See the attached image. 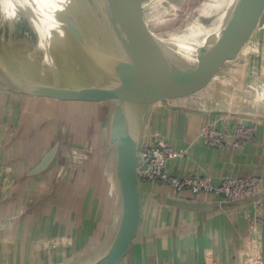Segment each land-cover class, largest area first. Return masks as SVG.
<instances>
[{
  "label": "crops",
  "instance_id": "0c3cea01",
  "mask_svg": "<svg viewBox=\"0 0 264 264\" xmlns=\"http://www.w3.org/2000/svg\"><path fill=\"white\" fill-rule=\"evenodd\" d=\"M227 74V81L234 85L235 78L232 71H227ZM254 77L247 75L242 77V80L244 83L252 80V83L264 86L262 75L257 77V81L253 80ZM211 85L215 84L211 83ZM240 85L243 86L238 84L237 87ZM215 86L208 97L203 90L194 96L171 101L169 107L155 104L146 108L143 143L149 142L153 135H159L170 147L181 153L179 157L169 160L166 164V172L175 177L206 176L214 182L224 178L259 177L263 184L258 196L259 211L255 210L251 196L243 203L219 207L218 204L223 202L217 198L195 196L189 192L177 193L165 185L139 180L141 222L131 248L120 264H264V102H258L256 109L235 107L234 103L228 101L229 91H223L227 96V101H224V94L218 89L219 85ZM231 88L236 89L235 86ZM249 88L232 92V98L237 95L250 97L249 93L257 94V89L264 94V89L260 87L256 92L248 91ZM0 98V115H2L0 127L3 129L1 134L4 140L0 146V171L6 173L7 179L5 182H0V229H2L0 253L3 254L0 256V264H11V260L5 258L9 253H13V258L20 262L21 254L30 250L36 252V248L31 246L33 240L30 238H34L37 230L41 228L38 215L44 212L51 213L49 204L61 196V191L53 196H46L51 187L52 177L56 175V166L47 173L29 175L58 135L65 133L68 126L65 122L69 120L67 116L65 118L59 116L65 121H58V116L53 118L50 112L58 105L72 109L73 105L77 104L28 97L31 106L22 108L21 113L18 114L19 100L24 97L0 92ZM72 116L69 114V117ZM98 117H100L97 125L99 132L86 134L84 140H95L96 143L100 139L102 134L100 127L104 125L105 117L103 115ZM71 120L69 123L73 127ZM235 122L241 124L245 122L255 126V133L243 151L236 152L232 149L231 138L227 139L225 146L220 149H211L204 145L199 135L203 128L212 124L220 128L226 123L232 127ZM52 124L54 130L50 134ZM63 125L64 130L58 134V126L63 127ZM69 146H75L74 142ZM90 161L85 162L86 165L83 164L81 168L73 166L69 170L70 176H66L61 182L60 188L67 190L65 221L64 225L56 223L61 225L57 227L61 232L66 229L65 236L73 235L71 233L75 232L77 245L79 241H81L79 245L84 242V235L88 233L91 241H88L87 252L94 255L103 251L110 243L118 213V202L114 204V208L112 203L108 213L101 217L98 214V207L96 217L89 211L87 216L90 218L84 220L83 205L90 197L91 185L100 189L104 188V183L109 184L105 181L100 162ZM74 173L80 174L81 179L79 177L74 180ZM94 173L97 174V179L91 181L89 176ZM101 199L102 197H96L95 202L90 200L91 208L99 206L98 201ZM257 214L261 216L262 223L257 228L258 232H255L256 230L248 223L249 220L253 221ZM77 215L79 218L76 221ZM24 220L27 221L25 225ZM48 224L46 221L45 225L49 226ZM26 232L30 238L24 240L23 236ZM74 242L59 258H55L56 251H52L48 253L49 262L29 264H65L73 258L80 257L77 254H86L85 251H79L69 255L73 250L71 247ZM251 243L255 244L252 246L253 252L248 250ZM76 251L78 252V249ZM52 257L54 261L50 262ZM27 258L23 257L22 263L27 264Z\"/></svg>",
  "mask_w": 264,
  "mask_h": 264
},
{
  "label": "water",
  "instance_id": "95a60500",
  "mask_svg": "<svg viewBox=\"0 0 264 264\" xmlns=\"http://www.w3.org/2000/svg\"><path fill=\"white\" fill-rule=\"evenodd\" d=\"M44 1L52 10H59V15L75 35L89 44L72 18L60 11L52 0ZM76 1L87 16L116 80H104L99 85L79 91L59 89L51 82L49 85L30 82L33 84L28 89H13L6 81L10 83L16 78L23 81L24 76L20 77L17 73L12 75L0 60V92L67 103L97 104L103 108L105 125L95 145L85 139L84 143L71 148L66 144L65 136L59 134L29 175L44 174L56 166V175L52 177L51 187L46 194L49 197L62 189L61 182L70 176L69 170L73 166L81 168L90 160L100 162L105 180L109 182L108 189L112 187L110 202L113 208L118 202V213L110 243L103 251L90 257L84 256L85 264H120L127 256L141 222L138 172L142 163L140 150L147 117L145 109L155 104L169 107V102L194 96L221 77L219 75L226 62L237 57L259 25L264 12V0H238L236 5L233 4L234 9L223 31L193 66V69L199 67L198 70L183 78L168 77L149 62L123 33L124 28L115 22L110 0ZM27 81L26 85H29ZM106 162H109L108 168ZM260 192L251 195L253 203L258 202ZM247 198L223 202L218 206L240 204ZM259 253L262 254L261 248Z\"/></svg>",
  "mask_w": 264,
  "mask_h": 264
},
{
  "label": "rangeland",
  "instance_id": "374dc122",
  "mask_svg": "<svg viewBox=\"0 0 264 264\" xmlns=\"http://www.w3.org/2000/svg\"><path fill=\"white\" fill-rule=\"evenodd\" d=\"M112 5V11L114 20L121 28L128 29L132 32L133 35L140 36V37H150L151 36H161V35H169L171 34H184L187 33L188 30L196 23L197 13L201 7H209L212 4V0H110ZM234 9V5H232L228 10L227 14L225 15V22L228 21L230 18L232 11ZM231 11V12H230ZM20 26V27H19ZM190 27V28H189ZM9 29V30H8ZM25 30L27 32L25 33ZM185 30V31H184ZM187 30V31H186ZM166 31V32H165ZM165 32V33H164ZM37 33L33 30L31 23L24 17L21 18L20 23L16 22L12 25V29L8 28L7 23H2L0 18V60L2 64L7 68V70L14 75L17 73L20 77H23V81L16 78V81L12 79V82L8 83V85L13 88H22L28 89L31 84L30 82H35L40 85H49L50 82L52 84H59L65 80L67 83H77V79L70 75L62 74L61 72L55 71L58 70L56 65L53 63V57L51 54L45 50L43 47L42 42L39 38ZM12 36L13 43H8V37ZM37 38H39L37 40ZM42 45V46H41ZM36 46V47H35ZM40 47V48H39ZM44 52V53H43ZM41 53V54H40ZM51 56V57H50ZM48 57V58H47ZM50 57V59H49ZM46 60V61H45ZM40 61V62H39ZM44 62V63H43ZM46 62V63H45ZM48 64V65H47ZM227 71H232V75L235 78L234 85L227 81L228 74ZM0 73H2L0 71ZM252 75L255 76L253 80L257 81V77H264V12L262 14L261 20L259 25L253 32L249 41L243 46L239 54L236 58L229 60L226 62L225 66L223 67L219 78L216 81H213L212 84L216 86L219 85V91H229V99L231 104L234 103L235 107L243 108V109H256L258 102H264V94L261 93V89H264L263 85H259L258 83L251 82L244 83L242 77ZM1 77V76H0ZM224 77V79H223ZM28 79L25 80V79ZM241 79V80H240ZM26 81L29 82V85H26ZM255 83V84H254ZM238 84L240 87H237ZM214 85V86H215ZM236 87L234 90L233 86ZM213 85L207 86L205 90V95L208 97L211 93V90L215 89L211 87ZM215 86V87H216ZM246 87H250L248 91L254 90L256 93H249L248 96H236L232 98V92L234 93L237 90H243ZM209 90V91H208ZM261 91V92H259ZM261 93V95H260ZM224 94V101H227V96L225 92ZM13 96L12 94H9ZM23 97V96H22ZM261 97V98H260ZM26 98V99H25ZM1 99V98H0ZM249 101V103L247 102ZM1 102V100H0ZM240 103L239 105L237 103ZM77 105H73L74 107L70 109L69 107H60L59 105L55 108L53 107L52 111L50 112L52 117L55 118L58 116V121H65V119H61L59 116L65 118L66 116L68 119H72L73 127L70 126L69 120L65 121L68 123L67 129L64 134L66 144H70L74 142L75 145L79 143H84V136L89 133H94L98 131V120L100 117L99 115H103V108L98 107L97 105H84L80 103H74ZM20 111L18 114L21 113V109L25 107H30L29 99L24 97L23 99L19 100ZM76 106V107H75ZM69 114H72V117H69ZM2 116V115H0ZM47 118V117H46ZM101 120V119H100ZM244 124H247L243 122ZM105 125V122H104ZM49 127V124H47ZM58 134L61 130H64L65 126L63 127L58 126ZM43 129V126L41 125ZM103 126L100 127V132ZM1 127H0V146L4 143L3 136L1 134ZM3 130V129H2ZM47 130V128H46ZM45 130V131H46ZM54 130V125L52 124V129L49 130V133ZM99 132V131H98ZM45 133V132H44ZM46 135V134H45ZM75 136V137H74ZM77 136V137H76ZM91 143H95V140H91ZM70 147V146H69ZM106 167H109V162H106ZM3 169V168H2ZM4 171H0V182L6 181ZM81 175L78 173H74V180H77ZM87 178V177H85ZM89 179L91 181H96L97 174L94 173L90 174ZM65 180V179H64ZM101 180V176H100ZM106 181V180H105ZM108 183V182H106ZM95 186V184H94ZM90 197L88 201L83 205V210L85 211L84 220L86 218H90L87 214L90 213L96 217L97 214V207H98V214L101 217L104 214H107L109 208L112 203H109L112 199V187L110 190L108 186L104 183V188H93L91 185L90 187ZM87 190V191H89ZM61 196L57 199H54L52 204H49L51 207L50 212H44L38 215L39 221H41V228L37 230V234L34 238H30L27 232L24 234V240L30 239L33 240L31 246L36 248L35 251H29L25 254H21V261L18 262L17 259L13 258V253H9L5 258L11 260V264H25L22 263L23 257L27 258V264L31 262H49V254L52 251H56L55 258H59L63 256L65 253V249L74 241L72 244L73 250L69 255H73L74 253H79V251H85L86 254H77L76 257L73 258L70 262H66L65 264H85V258L83 256H89L90 252H87L89 248V240L91 241L90 235L86 233L83 238V243L81 245L79 241L77 245V238L74 237L75 232L71 233L73 235L65 236L67 232L66 229L61 232L59 226L64 225L65 221V213L64 208L66 206L65 200V193L66 189L62 188ZM112 196V197H111ZM96 197H102L99 202V206L94 203V209L90 206V200H94ZM63 208V211L60 210ZM44 210V209H43ZM42 210V211H43ZM69 210V209H68ZM58 211V213H57ZM57 213V216H56ZM79 215L75 217L76 221L78 220ZM49 222V226L45 225ZM252 220H249V225L251 224ZM51 222V223H50ZM63 223L61 225L57 224ZM24 225L27 221L24 220ZM30 226V225H28ZM4 227V226H3ZM58 227V228H57ZM2 230V229H0ZM78 249V252L76 251ZM75 250V251H74ZM69 253V252H68ZM3 255L0 253V256ZM87 257V259L89 258ZM3 259V258H2ZM7 259V260H8ZM25 259V258H24ZM54 259L53 257L50 260ZM8 260V261H9ZM48 260V261H46ZM54 260L50 261L53 262Z\"/></svg>",
  "mask_w": 264,
  "mask_h": 264
},
{
  "label": "bare ground",
  "instance_id": "6f19581e",
  "mask_svg": "<svg viewBox=\"0 0 264 264\" xmlns=\"http://www.w3.org/2000/svg\"><path fill=\"white\" fill-rule=\"evenodd\" d=\"M44 2V0H0V18L10 29L14 23H20L22 17L26 18L39 36L45 50L53 57V63L58 68L55 71L77 79V83H67L64 80L53 86L79 91L99 85L104 80H116L79 3L76 0H52L60 11H64L78 25L92 47L75 35L59 15V10H52ZM212 2L209 7H201L198 10L196 23L184 34L170 33L140 37L133 35L128 29L122 30L162 74L171 78L187 77L198 70L199 67L193 69V66L208 52L221 34L227 23H224L227 10L233 4L236 5L238 0H212ZM13 42L12 36H9L8 43Z\"/></svg>",
  "mask_w": 264,
  "mask_h": 264
},
{
  "label": "built area",
  "instance_id": "2783aa9c",
  "mask_svg": "<svg viewBox=\"0 0 264 264\" xmlns=\"http://www.w3.org/2000/svg\"><path fill=\"white\" fill-rule=\"evenodd\" d=\"M254 133V125L235 122L232 127H229L228 123L220 128L216 124H212L203 128L199 135L204 145L211 149L223 148L226 140L231 138L230 146L232 149L241 152ZM180 155L181 153L170 147L161 136L153 135L149 142H144L141 146L142 163L138 172L139 179L152 184L165 185L177 193L189 192L195 196L205 195L217 198L220 202L242 200L262 190V180L257 176L237 179L224 178L214 182L206 176L175 177L168 174L166 172L167 162ZM259 207L258 202L254 203L255 210L259 211ZM261 223V216L257 214L250 227L258 232L257 228L260 227ZM252 246L255 244L251 243V247L248 248L250 252L254 250Z\"/></svg>",
  "mask_w": 264,
  "mask_h": 264
}]
</instances>
